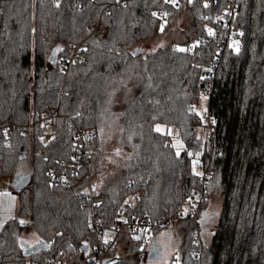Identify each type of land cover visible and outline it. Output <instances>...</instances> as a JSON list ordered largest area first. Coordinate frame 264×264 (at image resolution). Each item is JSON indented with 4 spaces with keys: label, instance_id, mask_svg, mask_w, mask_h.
<instances>
[{
    "label": "trees",
    "instance_id": "obj_1",
    "mask_svg": "<svg viewBox=\"0 0 264 264\" xmlns=\"http://www.w3.org/2000/svg\"><path fill=\"white\" fill-rule=\"evenodd\" d=\"M204 2L0 0V127L12 128L0 138V177L11 185L21 179L19 190L13 184L17 214L0 229V264H41L61 254L69 264H91L97 236L88 224L85 173L94 176L112 159L121 167L113 164L105 182L92 186L100 234L113 238L104 264H145L152 236H114L116 216H175L199 187V157L205 199L195 219L173 222L181 239L174 257L180 264H264V0H237L230 20L242 30L236 49L215 25L227 19L224 1ZM155 11L165 12L164 25ZM181 17L188 28L180 44L154 46L160 28ZM202 67H213L212 76L203 77ZM119 96L123 109L109 121ZM201 102L210 125L195 111ZM48 109L57 117L52 139L42 143ZM155 124L174 128L181 148ZM78 128L95 132L90 157L71 182L50 185L48 172L71 165ZM212 192L220 212L208 226L202 214ZM29 227L44 248L24 255L20 238Z\"/></svg>",
    "mask_w": 264,
    "mask_h": 264
},
{
    "label": "built area",
    "instance_id": "obj_2",
    "mask_svg": "<svg viewBox=\"0 0 264 264\" xmlns=\"http://www.w3.org/2000/svg\"><path fill=\"white\" fill-rule=\"evenodd\" d=\"M55 1V0H54ZM131 0H113L114 5L121 6L126 4ZM164 3L170 7L178 8L181 5L182 0H163ZM218 0H208L207 6L212 3H216ZM225 6L223 8V15L227 19H215V25L219 28H222L225 33V39L228 41L230 47L234 49L237 48L238 43L240 42V37L242 35L241 30L233 29V26L230 24V20L238 11V5L236 0H225ZM164 13V14H163ZM155 11L153 14L155 17L161 18V23L166 22L165 12ZM96 33L100 32V28L97 25L94 29ZM211 32V33H210ZM210 34H218V30L213 29L210 31ZM213 67L206 68L202 67L201 73L203 77L209 78L213 74ZM207 94H204L206 98ZM202 114L205 116L208 124L212 123V120L208 119L207 110L204 108ZM57 117L56 109H48L44 112L43 115V125L44 132L39 137L40 142L47 143L53 137V128L54 122ZM12 132L10 126L0 127V138L8 137ZM21 135L25 134V129L20 131ZM95 132L90 128H78L73 133V152L71 165L67 170H62L60 172H48L47 181L50 185H59V184H68L71 182L70 178L77 176L82 168L85 167L86 162L90 157V152L88 150V145L94 140ZM202 161V157L198 158L197 163ZM87 178L88 186V195H84V199L90 202V210L88 212V224L94 235L97 236L96 243L93 245L92 252L93 255L88 259L91 264H104L106 253L113 242V238L100 234L101 228V219L97 214L98 203L93 201L92 187L90 182V177L85 173ZM198 177L200 180L199 187L191 191L187 198V205L180 209L177 214L173 217L152 219L147 214L142 215H133V216H123L118 214L115 218L114 226H112V233L116 236L121 231L125 230L132 235H142V236H151L154 232L159 229L170 225L171 223L179 220H193L198 214L199 208L205 199L206 184L208 181V174L202 168L198 169ZM73 181V180H72ZM82 208L85 207L83 204ZM199 239V234L195 233L193 235V240L196 242ZM41 264H69L64 255L61 254V257L58 259H45ZM171 264H180L178 258H173Z\"/></svg>",
    "mask_w": 264,
    "mask_h": 264
},
{
    "label": "rangeland",
    "instance_id": "obj_3",
    "mask_svg": "<svg viewBox=\"0 0 264 264\" xmlns=\"http://www.w3.org/2000/svg\"><path fill=\"white\" fill-rule=\"evenodd\" d=\"M192 1L193 0H186L187 3H190ZM221 1L225 2V0H221ZM236 2H237V0H236ZM204 4L205 5L208 4V0H205ZM183 19L181 17L180 19L177 20L178 22L176 21L177 24L179 23V25H177V26L173 25V26L168 27V28L161 27L159 30V34L157 35V38H155L156 41L154 42V46H165L171 41H175V40L179 41L180 38L182 37V33H183L182 31H185L188 28L187 27V21L185 22ZM164 24L165 23H163V24L161 23V26ZM233 29L234 30H236V29L241 30L240 28H235L234 26H233ZM241 32H242V30H241ZM175 42H177V41H175ZM177 43L180 44V42H177ZM179 44L176 45V47L179 49H182L183 46H181ZM204 100H206V99H205L204 94H203V96L201 97V101L204 102ZM125 101H126V99L124 100L121 96H119L115 100L113 107H111V109L109 110L108 115H107V119L109 121L113 120L118 115H120ZM202 102L200 103L199 106L195 107V111L198 114H202V112L204 110V107H202ZM158 127L160 129V131H158L159 133H166V134L172 136L173 145L177 149L181 148L182 144L180 143L179 139L176 138V136H175L176 132H175L174 128H167L163 124H155L154 129L156 130ZM114 132H116V131H114ZM116 137H117V134L115 133V135L113 136L112 139H115ZM113 150H115V149H113ZM117 150H118V148H117ZM120 151L121 150H118V153L119 154L121 153L120 157L125 158L123 152L122 151L120 152ZM113 164L116 167L118 165H120L118 167H121V162L119 160H113L112 159L109 162L105 160V161H102L100 164L101 170H99L96 174H94V176H90V174L88 175V177H90L91 187L92 186H95V187L100 186V185H102L103 182H105V180H106V173L105 172H107L109 170L110 171L114 170ZM195 164L198 165L196 162H195ZM196 165H195V171L198 172V168H197L198 166H196ZM27 177H28V175L24 176V178H27ZM14 186L18 187L19 184H14ZM9 191H10V194H12V196H13V198H11V199L14 202V207H13L14 210H13L12 215L9 218V219H12L17 214L18 195L13 191L12 186H11V188H9ZM92 195H94L93 189H92ZM8 205H9V202H8ZM12 205H13V203H12ZM219 212H220V197L218 196V194H216V192H212L209 196V199H208L207 208L202 214V219H203V221H205V223L208 226H214V224L216 223V219L218 218ZM6 216L9 217V214H7ZM8 220H6V221H8ZM6 221H4L3 224ZM173 225H174V223L171 225H167L166 227L157 230L156 232H154L151 235L152 237L149 239L148 247L144 251L143 258H144L145 264H166V263H169V261L172 257L177 255L178 250H179L180 245H181V239L177 235V229H175L176 228L175 225L174 226ZM20 239L22 240V243L29 248L38 243L37 242L38 237L35 235L34 231L31 229V227H29L25 231V236H23V238H20ZM119 249H121V248L119 247ZM174 258H177V257H174Z\"/></svg>",
    "mask_w": 264,
    "mask_h": 264
},
{
    "label": "crops",
    "instance_id": "obj_4",
    "mask_svg": "<svg viewBox=\"0 0 264 264\" xmlns=\"http://www.w3.org/2000/svg\"><path fill=\"white\" fill-rule=\"evenodd\" d=\"M20 181L19 182L15 181L13 184L21 185ZM13 184L11 185V183L9 182L7 178L0 177V229L3 225V222L10 218L14 210L13 209L14 202L11 199L13 198V196L12 194H10V191H9V188H11V186L14 191ZM8 202H9V205H8ZM7 214H9V217L6 216Z\"/></svg>",
    "mask_w": 264,
    "mask_h": 264
},
{
    "label": "water",
    "instance_id": "obj_5",
    "mask_svg": "<svg viewBox=\"0 0 264 264\" xmlns=\"http://www.w3.org/2000/svg\"><path fill=\"white\" fill-rule=\"evenodd\" d=\"M21 180V179H20ZM20 180H17V182H19ZM20 186L16 187V190H19ZM22 225V224H21ZM44 248V244L43 243H37L35 245H33L32 247H27L26 245H21V250L23 252L24 255H30L33 253L38 252L40 249Z\"/></svg>",
    "mask_w": 264,
    "mask_h": 264
},
{
    "label": "snow or ice",
    "instance_id": "obj_6",
    "mask_svg": "<svg viewBox=\"0 0 264 264\" xmlns=\"http://www.w3.org/2000/svg\"><path fill=\"white\" fill-rule=\"evenodd\" d=\"M157 131H160L159 127L156 129Z\"/></svg>",
    "mask_w": 264,
    "mask_h": 264
}]
</instances>
